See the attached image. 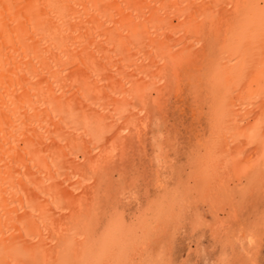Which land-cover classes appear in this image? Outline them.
<instances>
[{"label":"bare ground","instance_id":"1","mask_svg":"<svg viewBox=\"0 0 264 264\" xmlns=\"http://www.w3.org/2000/svg\"><path fill=\"white\" fill-rule=\"evenodd\" d=\"M183 229L264 264V0H0V264H175Z\"/></svg>","mask_w":264,"mask_h":264},{"label":"rangeland","instance_id":"2","mask_svg":"<svg viewBox=\"0 0 264 264\" xmlns=\"http://www.w3.org/2000/svg\"><path fill=\"white\" fill-rule=\"evenodd\" d=\"M172 105V104H171ZM178 113V112H177ZM177 113H174L173 115L171 114V117H173L176 121H174V119L172 120V122H175L178 126H176V129L178 130L179 129V137H180V139L182 140V142L184 143L185 141H186V143L188 142L189 143V139H190V137H188V135H187V133H186V129L184 128V130H183V128H181V126L179 125V123L180 124H182V117L180 116V115H178ZM177 116V117H176ZM186 126H188V125H186ZM180 127V128H179ZM181 129H182V131H181ZM182 133V134H181ZM185 133H186V135H185ZM186 137V138H185ZM188 138V139H187ZM185 143V144H186ZM187 143V144H188ZM186 144V147L188 146ZM148 151H150V149H148ZM140 156V157H139ZM182 156V155H181ZM134 157H137L136 158V160L138 161V162H136V165L138 166H136V171L135 172H140V170H141V172L143 173V171L144 170H146V171H148V164L149 163H151V164H153V165H155L154 164V162H153V160L151 161V160H149V156H145V155H143V154H140V155H137V156H134ZM148 157V158H147ZM139 158V159H138ZM182 158V157H181ZM140 162V163H139ZM179 163L181 162V163H183V161H182V159H180L179 161H178ZM129 164H130V162L129 161H127V162H125V169L126 170H130V167H129ZM132 165H134V164H132ZM141 167H142V169H141ZM132 168H134V167H132ZM144 168V169H143ZM138 169V170H137ZM124 169H122L121 171H123ZM116 171V170H115ZM124 172H125V170H124ZM114 175L113 176H111V179L110 180H112V179H115L116 177H118V175L114 172L113 173ZM124 174V173H123ZM115 176V177H114ZM125 176V175H124ZM120 178V177H119ZM129 179V176H128V178H126V176H125V178L123 177L122 178V180L120 179V181L121 182H126L127 180ZM130 179H131V182H130V184L132 183V185H130V187H129V189L130 190H132L133 189V187H135L132 191H135V193H137V194H140V195H144L146 192H145V190H146V186L147 185H145L144 184V182H143V180L142 179H140V184L139 183H136V182H133L134 180H133V177H131L130 176ZM136 184V185H135ZM140 185V186H139ZM139 187V188H138ZM139 189H140V192H142V193H140L139 192ZM121 190H123V189H118V191H121ZM108 192H110V193H114L115 191H114V189H111V190H107ZM144 191V192H143ZM147 194V193H146ZM123 195V194H122ZM114 196H116V195H114ZM123 197V196H122ZM123 199V198H122ZM131 207H134V205L132 204L131 205ZM133 208H131V209H129V211L130 210H132ZM129 211H126L127 212V214L129 213ZM126 212L124 213V214H126ZM126 214V215H127ZM187 229H189V228H187ZM208 232V231H207ZM189 230H182V232L180 233V236H179V240L181 241V243L180 244H177L176 246H174L175 247V249L173 250V253H174V259H173V262L175 261V264H208V263H205V262H207L208 260H207V258H209V257H214V258H217L219 255H218V253H217V251H216V249H215V253H211L210 254V256H209V252H211L212 251V247H210V246H212V238H210L206 233H204L203 235H202V237L199 239L200 240V242H201V244H200V242H199V246H200V248L201 249H199V250H202V251H207V254H208V256L206 257H204L203 255H205V252H204V254H201L202 252L200 251V253H198V255H197V257L196 258H194L195 256H196V254H193L192 253V255H190L189 254V252H188V244H187V239H188V237H189ZM208 236V237H207ZM207 242V243H206ZM184 243V244H183ZM206 246H205V245ZM179 245V246H178ZM184 246V247H183ZM262 246H263V249H264V234H263V236H262ZM205 247V248H204ZM181 248H183V249H181ZM208 248V249H207ZM210 248V249H209ZM204 249V250H203ZM263 249L260 251V255H263L264 254V251H263ZM181 252H180V251ZM198 250V251H199ZM209 251V252H208ZM188 254V255H190V257L188 256V258H187V261H185V258H186V253ZM180 255V256H179ZM200 255H201V257H200ZM228 255V256H227ZM234 255H237V254H234ZM234 255H232L231 256V252L229 253V251L227 252V254H226V258H227V260H229V264H234V262H233V257H234ZM203 256V257H202ZM177 258V259H176ZM190 258V260L188 261V259ZM259 258V259H258ZM258 258H257V260H258V262H260V261H262V260H260V257H259V255H258ZM262 258V257H261ZM182 259H184V260H182ZM198 259V260H197ZM204 259V260H203ZM231 259V260H230ZM200 260V261H199ZM197 261V262H196ZM232 261V262H231ZM189 262V263H188ZM242 264H244V262L242 263Z\"/></svg>","mask_w":264,"mask_h":264}]
</instances>
